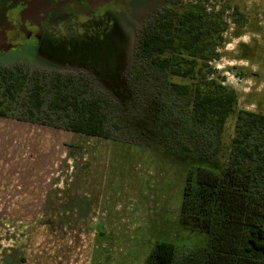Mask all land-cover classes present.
Masks as SVG:
<instances>
[{
  "label": "rangeland",
  "instance_id": "obj_1",
  "mask_svg": "<svg viewBox=\"0 0 264 264\" xmlns=\"http://www.w3.org/2000/svg\"><path fill=\"white\" fill-rule=\"evenodd\" d=\"M166 1L47 7L42 36H26L0 54V63L81 68L122 101L138 30ZM32 3L0 0V31L11 26L7 39L14 41L21 25L26 32L24 11ZM189 3L220 12L224 26L205 37L218 57L203 73L231 86L239 109L264 111V3L183 0ZM236 114L226 121L214 166L229 154ZM147 144L0 118V264H144L158 240L204 246L207 233L180 218L193 158Z\"/></svg>",
  "mask_w": 264,
  "mask_h": 264
},
{
  "label": "trees",
  "instance_id": "obj_2",
  "mask_svg": "<svg viewBox=\"0 0 264 264\" xmlns=\"http://www.w3.org/2000/svg\"><path fill=\"white\" fill-rule=\"evenodd\" d=\"M223 28L220 12L167 0L138 30L122 101L102 87L96 73L81 68L0 63V118L161 144L193 158L180 218L206 232L207 241L198 247L158 240L144 264H264V111L239 109L238 93L210 77V70L203 73L218 57L205 37ZM233 113L229 154L214 166Z\"/></svg>",
  "mask_w": 264,
  "mask_h": 264
},
{
  "label": "flooded vegetation",
  "instance_id": "obj_3",
  "mask_svg": "<svg viewBox=\"0 0 264 264\" xmlns=\"http://www.w3.org/2000/svg\"><path fill=\"white\" fill-rule=\"evenodd\" d=\"M36 0H33V2H35ZM47 1L48 5L45 8H54V9H60V10H64L66 7L71 6V5H77L80 7H85V8H97V7H101L104 6L106 4H111L114 1L117 2H121L124 3L125 0H45ZM34 4V3H33ZM31 9L28 8L24 11V20L28 19V23L26 25V32L24 29V25L20 26V32L18 31V33L16 34L18 37L15 39L17 40L15 42V40L13 41L12 39H7V31L11 30V26L7 27L5 30L2 29L0 31V54L7 52V50H11L12 48L18 46L21 42L24 41L25 37L29 38L31 35H37L38 37H41L43 34V23L47 20L46 15L44 13V11L40 12L39 15H43L45 17V19L42 21V32L40 33V35H38V32H35L33 30V20H32V14L33 12L30 11ZM44 13V14H43ZM28 30V32H27ZM22 33L20 36L19 34ZM29 33V34H28ZM14 37V36H13Z\"/></svg>",
  "mask_w": 264,
  "mask_h": 264
},
{
  "label": "water",
  "instance_id": "obj_4",
  "mask_svg": "<svg viewBox=\"0 0 264 264\" xmlns=\"http://www.w3.org/2000/svg\"><path fill=\"white\" fill-rule=\"evenodd\" d=\"M33 3L30 8L31 9L30 11L33 12L31 17L33 20V30L35 32H38L39 33L38 35H40V33L42 32V21L45 19V17L39 14L42 11H44L45 13V7L48 5V3L45 0H36Z\"/></svg>",
  "mask_w": 264,
  "mask_h": 264
},
{
  "label": "crops",
  "instance_id": "obj_5",
  "mask_svg": "<svg viewBox=\"0 0 264 264\" xmlns=\"http://www.w3.org/2000/svg\"><path fill=\"white\" fill-rule=\"evenodd\" d=\"M262 3H264V0H260ZM260 69H261V67H260ZM263 72H264V69H261Z\"/></svg>",
  "mask_w": 264,
  "mask_h": 264
}]
</instances>
